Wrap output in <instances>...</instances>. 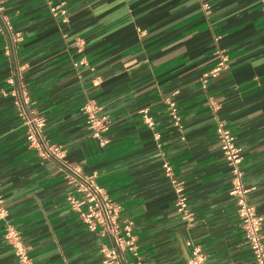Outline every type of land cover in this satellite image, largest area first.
I'll return each mask as SVG.
<instances>
[{
  "label": "crops",
  "instance_id": "crops-1",
  "mask_svg": "<svg viewBox=\"0 0 264 264\" xmlns=\"http://www.w3.org/2000/svg\"><path fill=\"white\" fill-rule=\"evenodd\" d=\"M53 4L67 14L54 15ZM4 12L19 38L8 55L10 37L0 25V190L7 209L0 264H19L5 239L7 225L18 230L35 264H101L107 239L69 206L64 163L97 175L121 205L120 220L133 221L145 264H188L193 244L205 253L204 264H254L216 125L224 121L243 150V180L254 188L248 201L263 216L264 240L261 0H6ZM219 51L228 68L204 86ZM15 70L44 120V141L61 146L60 158L27 140L8 82ZM91 102L98 117L111 120L100 137L88 128ZM164 162L183 183L192 223L176 211Z\"/></svg>",
  "mask_w": 264,
  "mask_h": 264
},
{
  "label": "built area",
  "instance_id": "built-area-1",
  "mask_svg": "<svg viewBox=\"0 0 264 264\" xmlns=\"http://www.w3.org/2000/svg\"><path fill=\"white\" fill-rule=\"evenodd\" d=\"M5 2L6 0H0V25L9 34L10 44L6 47L5 52L10 55L15 41L19 38V34L12 33L11 23L4 12ZM261 2L262 10L264 11V0H261ZM203 8L206 14H209L210 5L205 3ZM50 10L54 15L65 16L67 14L66 9L58 4L51 5ZM78 46L82 47L80 40L78 41ZM218 53L220 54V59L215 68L202 76V84L204 86L209 78L218 76L228 68L227 56L220 51ZM8 82L13 87V94L17 98L18 111L29 127L27 140L38 147L43 155L60 158L61 146L49 145L44 141L42 134L44 120L37 117L32 111L30 97L21 83V76L18 70H15ZM169 107L175 123L179 124L180 117L178 116L176 104L171 101L169 102ZM97 110V105L92 102L85 107L88 128L93 136L100 137L101 133L110 128L111 120L107 116L98 117L96 114ZM142 112L146 123L153 126L154 122L147 115L146 110H142ZM216 134L221 144L224 158L230 168V194L236 200L237 214L244 232L245 243L253 254L254 264H264L263 216L248 201V195L254 188L246 186L243 180V171L240 166L243 160V150L224 121L218 120ZM163 167L175 188L177 195L176 211L185 220L192 223L194 213L184 192L183 183L174 178L173 168L168 162H164ZM63 168L66 172L67 184L71 187V191L67 196L69 206L79 215L89 230L98 232L107 239V243H103L100 247L101 264H145L139 256L138 247L133 236V221L122 222L120 220L121 205L115 202L97 182V175H84L67 163L63 164ZM6 215L7 209L0 190V218H4ZM5 239L13 246L19 264H35L30 256L29 248L23 242L18 230L12 225H7ZM128 252L131 258L128 257ZM205 261L206 256L201 247L193 244L188 264H204Z\"/></svg>",
  "mask_w": 264,
  "mask_h": 264
}]
</instances>
